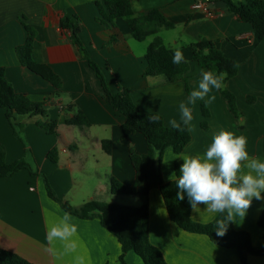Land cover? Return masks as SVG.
Returning <instances> with one entry per match:
<instances>
[{
    "label": "crops",
    "instance_id": "0c3cea01",
    "mask_svg": "<svg viewBox=\"0 0 264 264\" xmlns=\"http://www.w3.org/2000/svg\"><path fill=\"white\" fill-rule=\"evenodd\" d=\"M136 17L157 9L174 25L166 30L174 34L164 45L174 56L182 52L188 63L184 79L168 82L163 76H145L146 48L130 36L124 19L114 20L121 37L110 43V31L104 28V0H0V68L4 78L17 94L44 107L45 116L14 115L12 123L0 108V152L5 162L24 161L22 169L9 177H0V249L12 252L31 264H122L117 239L106 231L98 218L81 219L71 215L77 231L68 240L48 241L49 229L60 223L64 210L51 199L46 186L60 201L79 208L89 201L125 205L124 199L110 192L115 180L125 186L134 182L135 172L130 154L144 155L147 145L140 134L125 137L121 125L124 118L107 100L101 83L80 57L70 39V31L60 27L65 15L79 28V40L90 60L103 75L108 90L130 91L134 105L146 113H158L166 127L171 119L180 120L179 104L198 87L205 68L193 60L192 44L201 39L212 41L228 59L239 65L237 74L224 82L236 99L238 117L232 115L220 91L213 89L215 100L205 106L197 100L192 109L194 130L184 150L176 155L164 152L160 172L165 183L183 163V155L203 157L220 130L247 137L250 157L264 162V41L251 27L227 11L220 0H128ZM240 3L244 0H231ZM201 5V8H196ZM207 9V11L205 9ZM106 13V12H105ZM31 38L30 57L47 66L60 80L56 90L49 82L23 66L16 49ZM208 111L204 118L201 107ZM81 114L86 126L67 125L66 121ZM205 121L206 129L201 123ZM55 123L54 134L39 125ZM109 141L110 153L102 148ZM56 151V162L48 152ZM148 202L150 243L162 254L167 264H240L235 250L213 244L206 236L190 234L170 221L158 189L138 188L134 197ZM264 195V193H262ZM133 203L135 201H128ZM264 200H255L244 219L232 223L236 231L250 235L252 247L263 249V232L257 221ZM191 210L190 218L200 224L211 222L218 213H209L205 206ZM74 245V247H69ZM124 264H143L132 251L124 254ZM247 264H264V256L248 255Z\"/></svg>",
    "mask_w": 264,
    "mask_h": 264
},
{
    "label": "trees",
    "instance_id": "16d2710c",
    "mask_svg": "<svg viewBox=\"0 0 264 264\" xmlns=\"http://www.w3.org/2000/svg\"><path fill=\"white\" fill-rule=\"evenodd\" d=\"M227 8V11L235 15L239 21L248 24L252 31L257 34L258 39L264 41V0H244L234 3L231 0H220ZM103 8L100 12L104 13V28L110 31V43L116 42L121 38L115 30L114 20L124 19L129 27L130 36L143 42L149 37L153 40L146 48L145 76H163L168 82H175L184 79L188 72V63L183 62L174 64L173 55L158 37L162 29L170 30L174 25L166 21L157 9L149 11L146 15L136 17L128 0H104ZM60 27L70 31L71 42L85 60L89 67L98 77L104 92L103 98L107 100L110 107L119 113L124 121L121 125L122 133L125 137L140 134L144 137L147 145V153L144 155L130 154V159L135 172L134 182L131 186H125L115 180L110 182V192L116 196H135L138 188L144 186L147 191L158 189L164 202L167 215L179 229L186 233L206 236L213 244L235 250L238 254L240 264H247L248 255L264 256L263 249L252 247L250 235L246 231H236L232 223L229 224L227 232L223 236L217 235L215 230L216 220L220 214L209 223L200 224L191 220L190 213L192 208L188 202L187 195L183 201L178 200L179 191L173 181L165 183L160 172V163L164 152L172 149L173 153L180 154L190 141V133L166 127L162 117L157 123H152L147 119L149 115L156 113H146L138 109L131 100L130 91L118 89V92L111 93L104 81L103 75L95 63H93L79 40L80 28L65 15L60 19ZM31 38L28 37L24 46L18 47L16 53L23 66L49 82L56 90L60 89V80L47 66L35 63L30 57ZM192 56L200 67L213 73H226L223 83L233 78L238 68L233 67L235 62L226 58L215 46L212 41L201 39L192 44ZM222 97L227 101L229 110L238 115L234 96L226 89L219 90ZM0 108L6 112V117L10 123L14 115H39L45 116L44 107L39 103H31L22 94L15 93L4 78L3 69L0 68ZM204 118L208 117V111L204 106L201 107ZM67 125L86 126V119L78 114L74 118L66 121ZM46 133L54 134L55 123H45L39 125ZM202 129H206V123H201ZM103 150L110 153L109 141H102ZM48 159L55 163L56 151L52 149L47 154ZM24 161H17L7 164L4 155L0 152V177H9L16 172L27 169ZM175 173L179 176V168L175 166ZM48 196L53 199L64 212H68L81 219L98 218L100 225L112 234L120 244L121 254L119 261L124 264L123 257L129 251L138 256L143 264H167L161 252L150 243L148 233V202L146 195L142 196V204L138 207L121 206L117 204L89 201L79 208H73L69 204L57 199L51 189L46 186ZM258 227L263 232L264 241V206L257 221ZM0 264H31L22 257L0 249Z\"/></svg>",
    "mask_w": 264,
    "mask_h": 264
},
{
    "label": "clouds",
    "instance_id": "9594fccd",
    "mask_svg": "<svg viewBox=\"0 0 264 264\" xmlns=\"http://www.w3.org/2000/svg\"><path fill=\"white\" fill-rule=\"evenodd\" d=\"M172 62H185L182 52H175ZM233 67L238 68V64ZM226 73L202 71L198 87L193 89L187 98L179 104L180 120L171 119L172 129L183 132L194 130L193 115L189 105L197 100L204 101L208 106L215 100L210 95L213 89L219 91L224 87ZM152 123L160 120L159 114L147 117ZM247 137L235 136L227 130H220L213 134L212 143L203 157L183 155L179 168V176L173 172L169 179L178 188L177 199L183 201L185 194L193 211L199 212L203 204L209 213H218L215 230L217 235L223 236L231 223H237L236 217L245 218L253 199L264 200V162L256 157H250L247 146ZM71 214L64 213L60 223L49 229L47 239L68 240L74 236L77 228L71 224ZM74 247V245H69Z\"/></svg>",
    "mask_w": 264,
    "mask_h": 264
},
{
    "label": "rangeland",
    "instance_id": "374dc122",
    "mask_svg": "<svg viewBox=\"0 0 264 264\" xmlns=\"http://www.w3.org/2000/svg\"><path fill=\"white\" fill-rule=\"evenodd\" d=\"M161 31V30H160ZM174 34H172L170 31H166V30H162L160 33H159V36L160 37H162L163 38V40L166 42V43H168L169 41H170V39H171V37L173 36ZM148 44V42L146 41H144L143 42V44L142 45H147ZM235 98V97H234ZM235 101H236V99H235ZM236 105V104H235ZM228 109H229V107H228ZM236 109H237V111H238V115H239V110H238V108H237V105H236ZM230 111V110H229ZM231 112V111H230ZM232 113V112H231ZM232 115H234L233 113H232ZM238 115H234L235 117H238ZM118 197H121V196H118ZM121 198H123L124 199V202H122L123 204H125V205H129L130 207H138V206H140L141 204H142V201H139L137 198H135L134 196H122ZM128 201H135V206H134V204L133 203H129ZM117 205H121V203H119V204H117ZM121 206H123V205H121Z\"/></svg>",
    "mask_w": 264,
    "mask_h": 264
},
{
    "label": "built area",
    "instance_id": "2783aa9c",
    "mask_svg": "<svg viewBox=\"0 0 264 264\" xmlns=\"http://www.w3.org/2000/svg\"><path fill=\"white\" fill-rule=\"evenodd\" d=\"M201 5H197L196 8H201ZM205 9V8H204ZM207 11V9H205ZM208 12V11H207Z\"/></svg>",
    "mask_w": 264,
    "mask_h": 264
}]
</instances>
